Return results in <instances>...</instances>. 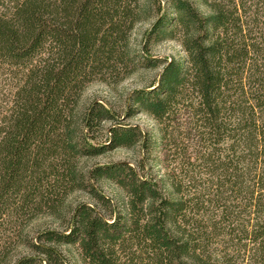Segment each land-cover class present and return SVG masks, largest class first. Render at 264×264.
<instances>
[{"label": "trees", "instance_id": "obj_1", "mask_svg": "<svg viewBox=\"0 0 264 264\" xmlns=\"http://www.w3.org/2000/svg\"><path fill=\"white\" fill-rule=\"evenodd\" d=\"M154 3L147 41L182 55L132 51ZM159 64L125 112L157 133L82 100L95 79ZM138 143L136 165L81 166ZM79 189L102 207L72 205ZM41 215L61 227L34 229ZM0 264H264V0H0Z\"/></svg>", "mask_w": 264, "mask_h": 264}, {"label": "rangeland", "instance_id": "obj_2", "mask_svg": "<svg viewBox=\"0 0 264 264\" xmlns=\"http://www.w3.org/2000/svg\"><path fill=\"white\" fill-rule=\"evenodd\" d=\"M146 1V0H143ZM151 7L152 15L143 14L141 18L134 26L130 35V45L132 51H134L138 59L143 58L147 53L152 57H168L179 56L184 53L180 43L176 39H156L152 38L147 41L148 31L157 16V6L154 3ZM148 47H147V44ZM162 68V65L156 66H142L137 65L128 72L125 71L120 75L115 77H109L108 79H95L91 81L85 88L83 92V102L87 103L93 99H99L106 105L110 106L113 111L121 114L122 121L137 123L144 129L150 131L151 133H157L158 127L155 119L146 113L145 111H136L133 115L127 116L126 108L130 102V95L132 90L136 87L146 86L155 80ZM109 122H106L108 124ZM165 150V146L161 143L155 152L159 155ZM144 155L142 146L138 143L132 146H120L105 153H101L93 156H84L81 158V166L84 171H87L95 163H102L107 161H118L127 160L133 164H137L140 158ZM147 168L151 171H157L161 167V171H164L163 162H155V160L146 159ZM96 186L106 195L110 196L113 201L121 204L123 199L126 197V191L116 182L108 178H101L94 182ZM69 202L75 205L79 201H87L90 203H95L99 207L101 204L90 195L89 192L83 189L75 190L69 196ZM34 229L43 227L45 225H52L61 227L59 221L51 216L41 215L32 223ZM76 247H72L71 250H67L69 255H74L76 253ZM24 251V248H21Z\"/></svg>", "mask_w": 264, "mask_h": 264}]
</instances>
